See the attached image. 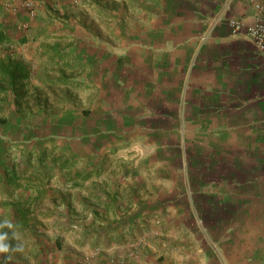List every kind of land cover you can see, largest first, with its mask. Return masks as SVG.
Here are the masks:
<instances>
[{
  "label": "crops",
  "instance_id": "0c3cea01",
  "mask_svg": "<svg viewBox=\"0 0 264 264\" xmlns=\"http://www.w3.org/2000/svg\"><path fill=\"white\" fill-rule=\"evenodd\" d=\"M24 1L0 0V44L34 109L0 138L90 157L75 186L109 212H0V264H264V227L226 225L264 217L226 210L264 202V56L246 32L264 0Z\"/></svg>",
  "mask_w": 264,
  "mask_h": 264
},
{
  "label": "rangeland",
  "instance_id": "374dc122",
  "mask_svg": "<svg viewBox=\"0 0 264 264\" xmlns=\"http://www.w3.org/2000/svg\"><path fill=\"white\" fill-rule=\"evenodd\" d=\"M15 47L9 46V45H3L0 44V58H6V57H10L11 54H13V52H15ZM35 91V90H34ZM52 92V90H46L47 92ZM19 94H22V96H25L24 99L20 100L18 103L17 101L16 104H13V96L14 94L12 92H10V89L7 90L6 95L4 96V98L2 97V100L0 102V118H7L6 123H0V136H5L7 135L6 133H10L13 130V117L14 115H12L13 111L16 110L17 113L20 114V116L23 117V120H28V115L29 112H32V110L34 109L33 106V102L32 101V95L27 98V91L26 90H18ZM41 93H45L44 90H40ZM56 93H58V90H56ZM55 99V98H54ZM51 98V100H54ZM29 100V101H28ZM28 102H30L28 104ZM32 103V104H31ZM48 107L50 108V110L53 111H58L59 106L55 105H48ZM32 115V114H31ZM35 115V114H34ZM34 115L31 118V121L28 124H33L34 127H40L43 128L46 133H50L52 132V130L54 131V128L52 127L53 125H55V123H53L52 120H39L34 118ZM18 116L15 115V119ZM41 123V124H40ZM56 132H59L56 131ZM73 133L75 134V131H73ZM16 136H18V134H16ZM70 137V136H69ZM12 138V137H11ZM59 138H61L59 135L57 136H52L53 141H57L59 142ZM75 137H70V139H74ZM110 137L107 136H101L99 137V142L98 145H103L106 144L105 141L110 140L109 142V149L111 151L115 150L116 147H119L122 143L117 142L116 144L111 142V139L113 140L114 138L109 139ZM13 139V138H12ZM21 137H18V140H20ZM64 139V138H62ZM37 141H39V143L37 144V146H42V140L38 139V137L36 138ZM61 140V139H60ZM55 141V142H56ZM73 142V140H72ZM70 147H73L74 144H68ZM22 147V143L20 144V142H15V141H9L6 140L4 141V139L0 138V149H5L7 152V156L6 158L9 157L10 161H16L18 159H20L21 156H18L17 154V149H21ZM45 148L49 149L52 146H48L45 145ZM35 148V146H34ZM15 150V152H14ZM37 150V149H36ZM66 156V153H63ZM121 154H119L120 156ZM117 156V154L114 153H109V154H103V156L100 155V157H104L101 160V163L107 164V163H113L116 161H120L122 160L121 157ZM73 158V157H70ZM90 158V157H89ZM89 158H81L80 156H78L75 159V166L70 170V172L68 173V171L66 170H62L59 168L58 165H54L53 163H51L50 160H47L46 162H44L41 166H39L36 162V155H31L30 160L28 161V168L33 170V169H38L42 172V174H45V177L49 178V183L46 184V187H44L43 192L41 193V195H37V197H35L34 199V205L31 204V206H29V212H100L99 208L100 206L102 207V210L105 212H109V210H107V205L105 201H96V200H92L90 198V195H81V191L80 189L83 188L82 190H84L85 186H75L76 183H73L71 181H69L67 178H69V176L74 172V170H76L79 166H81V164H83L85 162L86 159ZM94 161H96V159H94ZM97 161H100V158H97ZM22 165H25V163L22 162ZM110 165V164H109ZM112 165V164H111ZM113 166V165H112ZM113 168V167H112ZM106 171V169H105ZM43 174V175H44ZM80 187V189H79ZM8 191L9 189H3L2 186H0V212H14V208L12 206H8L9 203L7 205H3L4 201H8L9 198L7 197L8 195ZM19 192V193H18ZM14 192L13 195L11 196V198L14 199H22L25 197L26 192ZM25 194V195H23ZM36 195V194H34ZM33 195V196H34ZM127 203V202H126ZM230 203V202H229ZM239 204V202H237ZM244 204H248L249 207L253 206L249 209H242L240 208V205L238 208H234L233 205L228 204L226 210L227 212H264V202H243ZM103 205V206H102ZM21 207L26 208V205H22ZM32 209V210H31ZM107 210V211H106ZM217 225V223H216ZM215 225V226H216ZM226 225L234 228L237 227L239 229H247L249 228L251 225H257L259 227H264V217L263 218H259V219H234V218H228V220L226 221ZM251 235H247L245 233H243L241 235L242 238H249ZM264 237V236H262ZM235 238V235L230 236V240L232 241Z\"/></svg>",
  "mask_w": 264,
  "mask_h": 264
},
{
  "label": "trees",
  "instance_id": "16d2710c",
  "mask_svg": "<svg viewBox=\"0 0 264 264\" xmlns=\"http://www.w3.org/2000/svg\"><path fill=\"white\" fill-rule=\"evenodd\" d=\"M9 42L8 38L0 31V43ZM26 73L22 68V64L10 57L6 59L0 58V95L4 98L7 90L15 94L14 86L16 83L25 78ZM0 96V102L2 97ZM14 102L17 101L15 96ZM16 103V102H15ZM7 118H0V123H6ZM36 155V162L41 166L47 160L51 163L57 164L60 169L70 172V170L75 166V158H69L65 156L62 152H57L54 148H43L41 152H33L32 150L24 151L20 156V159L16 161H10L9 157L6 158L7 152L4 149H0V184L3 189H9L7 197L8 201H4L3 205L12 206L14 212H29V205H34V199L37 195H41L46 184L50 181L46 179L45 174L38 169H29L28 161L31 155ZM22 162L25 165H22ZM3 165V166H2ZM91 170H74V172L67 178L69 181L75 183L77 179L87 180L91 177ZM16 190L24 191H34L36 195L28 194L25 199H17L13 202L11 199L12 192ZM27 205L26 208H22L21 205Z\"/></svg>",
  "mask_w": 264,
  "mask_h": 264
},
{
  "label": "built area",
  "instance_id": "2783aa9c",
  "mask_svg": "<svg viewBox=\"0 0 264 264\" xmlns=\"http://www.w3.org/2000/svg\"><path fill=\"white\" fill-rule=\"evenodd\" d=\"M22 6L33 14L34 3L26 0L22 2ZM255 11L253 20L246 26V32L259 53L264 56V3L254 5ZM232 31H236L242 27L240 20L232 19L228 22Z\"/></svg>",
  "mask_w": 264,
  "mask_h": 264
},
{
  "label": "clouds",
  "instance_id": "9594fccd",
  "mask_svg": "<svg viewBox=\"0 0 264 264\" xmlns=\"http://www.w3.org/2000/svg\"><path fill=\"white\" fill-rule=\"evenodd\" d=\"M4 249L0 248V251H3Z\"/></svg>",
  "mask_w": 264,
  "mask_h": 264
}]
</instances>
